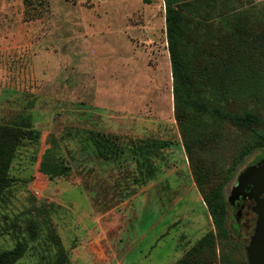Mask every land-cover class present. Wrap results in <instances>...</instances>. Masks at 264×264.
<instances>
[{"label": "rangeland", "instance_id": "374dc122", "mask_svg": "<svg viewBox=\"0 0 264 264\" xmlns=\"http://www.w3.org/2000/svg\"><path fill=\"white\" fill-rule=\"evenodd\" d=\"M244 5L264 0H244ZM163 0H0V124L21 128L0 204L16 262L248 264L247 222L215 225L173 116ZM264 153L245 157L244 167ZM51 228V232L50 229ZM35 232V235H31ZM58 245V246H57Z\"/></svg>", "mask_w": 264, "mask_h": 264}, {"label": "trees", "instance_id": "16d2710c", "mask_svg": "<svg viewBox=\"0 0 264 264\" xmlns=\"http://www.w3.org/2000/svg\"><path fill=\"white\" fill-rule=\"evenodd\" d=\"M163 2L173 116L193 180L215 225L224 226V184L247 155L264 148V6L244 0ZM20 129L0 124V204L8 195ZM213 241L207 233L174 264H198L194 254ZM26 246L18 239L0 250V264H16ZM58 250L49 263L26 264H67Z\"/></svg>", "mask_w": 264, "mask_h": 264}, {"label": "water", "instance_id": "95a60500", "mask_svg": "<svg viewBox=\"0 0 264 264\" xmlns=\"http://www.w3.org/2000/svg\"><path fill=\"white\" fill-rule=\"evenodd\" d=\"M252 185L251 193L247 196L254 198L255 205L252 210L256 214L255 226L245 251L248 264H264V157L255 165L243 170L237 178V182L227 197L230 205L233 206L239 196H246L245 188ZM263 194V197H259ZM239 210L235 218L239 220Z\"/></svg>", "mask_w": 264, "mask_h": 264}, {"label": "flooded vegetation", "instance_id": "af4514ba", "mask_svg": "<svg viewBox=\"0 0 264 264\" xmlns=\"http://www.w3.org/2000/svg\"><path fill=\"white\" fill-rule=\"evenodd\" d=\"M263 157H264V153L262 155H260V157L258 159H256L254 162H252L248 166L244 167L243 170H245L246 168H248L250 166L257 165ZM242 171H240V173ZM238 175H237L233 185L231 186L230 190L228 191L227 197L230 195L232 188L236 184ZM251 190H252V185H248L245 188L246 196H239V198L235 201V204L233 206H231L229 201H228L229 209L231 211L230 218L234 221V223L232 224V227H233V229H234V227L235 228L237 227V229H238L237 231L234 230L235 232L239 233L240 227H242L243 223L246 222L247 218H249V222H247V226H248V229L250 232L249 238H250L251 234L253 233V229H254L255 221H256V217H257L256 214L254 213V211L252 210L253 206L255 205L254 198L247 196L248 194L251 193ZM259 197H263V194H260ZM238 210L240 211L239 212V220H237L235 218V214L237 213ZM248 241H249V239H248Z\"/></svg>", "mask_w": 264, "mask_h": 264}]
</instances>
